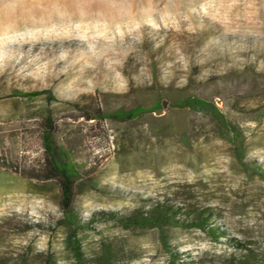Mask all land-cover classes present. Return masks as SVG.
Segmentation results:
<instances>
[{
    "label": "rangeland",
    "instance_id": "1",
    "mask_svg": "<svg viewBox=\"0 0 264 264\" xmlns=\"http://www.w3.org/2000/svg\"><path fill=\"white\" fill-rule=\"evenodd\" d=\"M236 146L264 170V0H0V264H264Z\"/></svg>",
    "mask_w": 264,
    "mask_h": 264
},
{
    "label": "trees",
    "instance_id": "2",
    "mask_svg": "<svg viewBox=\"0 0 264 264\" xmlns=\"http://www.w3.org/2000/svg\"><path fill=\"white\" fill-rule=\"evenodd\" d=\"M44 145L47 153L50 155L54 165L60 172V186H61V194H62V208L65 214V218L67 219V226L71 227L72 225L77 224V216L73 210V201L75 197L74 192V183L75 177L77 176L76 170L72 167H67L64 163L59 162L57 159V147L55 146V142L53 139V135L51 131H47L44 136ZM237 147V157L241 162L242 166L246 169H254L256 173H260L264 175V170L258 164L249 163L244 159V152ZM174 213L171 211V207L169 206H156L153 211L148 216H142L140 218L141 221L145 222H154L159 225H163L164 223L170 222L173 219ZM209 216H203L199 214L197 218L193 221L194 225H197L201 228L206 227V221ZM216 233H214L215 235ZM69 243L72 245L73 253L78 261H82L83 252L81 248V243L75 237L69 238ZM250 258H245L243 260V264H250Z\"/></svg>",
    "mask_w": 264,
    "mask_h": 264
},
{
    "label": "water",
    "instance_id": "3",
    "mask_svg": "<svg viewBox=\"0 0 264 264\" xmlns=\"http://www.w3.org/2000/svg\"><path fill=\"white\" fill-rule=\"evenodd\" d=\"M163 104H164V106H166V105H167V101H166V100H164V101H163Z\"/></svg>",
    "mask_w": 264,
    "mask_h": 264
}]
</instances>
